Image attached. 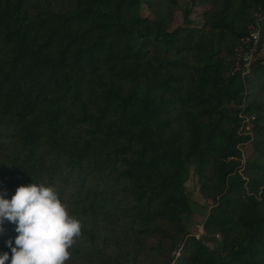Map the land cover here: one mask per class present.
Segmentation results:
<instances>
[{
  "label": "trees",
  "instance_id": "16d2710c",
  "mask_svg": "<svg viewBox=\"0 0 264 264\" xmlns=\"http://www.w3.org/2000/svg\"><path fill=\"white\" fill-rule=\"evenodd\" d=\"M181 1L0 0V191L56 189L66 264H264V0Z\"/></svg>",
  "mask_w": 264,
  "mask_h": 264
},
{
  "label": "clouds",
  "instance_id": "9594fccd",
  "mask_svg": "<svg viewBox=\"0 0 264 264\" xmlns=\"http://www.w3.org/2000/svg\"><path fill=\"white\" fill-rule=\"evenodd\" d=\"M7 195L0 191V226L15 224L17 235L5 242L11 256L0 253V264H66L83 223L69 213L56 189L31 183L18 187L11 199Z\"/></svg>",
  "mask_w": 264,
  "mask_h": 264
},
{
  "label": "rangeland",
  "instance_id": "374dc122",
  "mask_svg": "<svg viewBox=\"0 0 264 264\" xmlns=\"http://www.w3.org/2000/svg\"><path fill=\"white\" fill-rule=\"evenodd\" d=\"M185 1L187 0L181 1V4H183ZM202 10L203 8L200 6H195L193 8L191 19L192 21H194V23H200ZM177 14H178L177 20H180L181 18L180 12H178ZM249 151H250L249 144H246L241 148L243 159H245L248 156ZM185 188L193 203L190 229L197 237H200L203 234L202 222L208 212V208L206 207H207V204L209 203L205 202L201 198V196L198 194V188H197L196 182L194 181L192 177V174L190 175L189 179L186 181Z\"/></svg>",
  "mask_w": 264,
  "mask_h": 264
},
{
  "label": "built area",
  "instance_id": "2783aa9c",
  "mask_svg": "<svg viewBox=\"0 0 264 264\" xmlns=\"http://www.w3.org/2000/svg\"><path fill=\"white\" fill-rule=\"evenodd\" d=\"M256 39H257V35L255 34V35L253 36V40L256 42Z\"/></svg>",
  "mask_w": 264,
  "mask_h": 264
}]
</instances>
